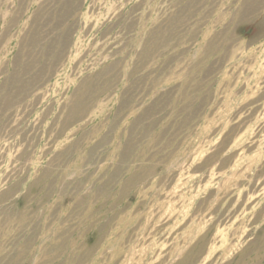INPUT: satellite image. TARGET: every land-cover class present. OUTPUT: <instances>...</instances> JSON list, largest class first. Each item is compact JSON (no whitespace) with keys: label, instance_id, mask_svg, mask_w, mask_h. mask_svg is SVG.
I'll return each instance as SVG.
<instances>
[{"label":"rangeland","instance_id":"1","mask_svg":"<svg viewBox=\"0 0 264 264\" xmlns=\"http://www.w3.org/2000/svg\"><path fill=\"white\" fill-rule=\"evenodd\" d=\"M0 264H264V0H0Z\"/></svg>","mask_w":264,"mask_h":264}]
</instances>
